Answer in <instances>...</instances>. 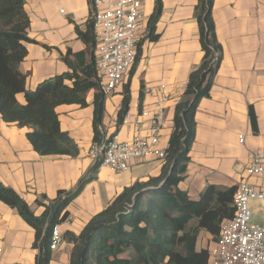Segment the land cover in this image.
I'll use <instances>...</instances> for the list:
<instances>
[{
	"label": "crops",
	"instance_id": "obj_1",
	"mask_svg": "<svg viewBox=\"0 0 264 264\" xmlns=\"http://www.w3.org/2000/svg\"><path fill=\"white\" fill-rule=\"evenodd\" d=\"M141 1L138 60L127 82L106 96L101 130L108 135L119 133L125 141H132L138 134L150 136L154 122L142 114L154 113L161 98L159 88L166 85L171 98L166 103L167 124L160 140V147L166 150L174 130L176 106L191 72L204 56L195 18L198 0H162V14L155 22V41L149 38V23L156 0ZM25 11L30 19L31 41L25 43L28 54L20 71L26 75V89L34 91L45 80L73 73L66 58L82 76L92 63L93 52L87 49L76 28L83 32L88 28L89 1L26 0ZM213 18L223 49L222 61L210 97L199 103L195 141L185 179L179 185L193 201H198L210 185L238 187L246 182L264 190V177L246 174L251 153L264 152V0H214ZM94 57L97 62V39ZM66 84L73 87L74 79ZM127 93V123L119 126L118 115ZM94 97L95 91L91 90L86 107L56 108L61 131L78 146L76 157L42 156L29 141L32 129L7 123L0 114V182L15 190L37 217L45 212L44 205L37 204L42 196L47 197L43 200L47 205L58 197L59 191H75L85 177L92 176L66 209L68 220L60 224L63 240L58 250L52 251L51 264H69L73 249L70 236H79L89 221L125 188L158 177L166 164L157 159L138 161L130 170L116 173L95 162L89 154L94 143ZM17 99L20 104L26 103L24 94ZM240 135L245 136L243 144L239 142ZM95 165L97 170L91 173ZM35 236V230L17 210L0 201V264H36ZM200 239L202 247L198 245ZM215 242L210 233L202 231L197 249L210 250Z\"/></svg>",
	"mask_w": 264,
	"mask_h": 264
},
{
	"label": "trees",
	"instance_id": "obj_2",
	"mask_svg": "<svg viewBox=\"0 0 264 264\" xmlns=\"http://www.w3.org/2000/svg\"><path fill=\"white\" fill-rule=\"evenodd\" d=\"M25 1L0 0V114L7 123L31 128L29 141L42 156L76 157L78 146L61 131L56 108L60 105L86 107L87 94L94 90V143L101 139L106 96L96 78L95 0H88L91 18L87 30L83 32L76 28L87 49L93 52L92 63L81 76L73 62L66 58L73 73L45 80L34 91L26 89V75L20 71V65L28 54L25 43L31 41ZM213 7L214 0H198L195 8L204 56L201 64L191 72L184 95L176 106L174 130L161 174L125 188L89 221L79 236H70L73 249L69 264H210L209 250L197 249L199 235L206 231L213 236V241L218 239L222 223L235 215L237 187L210 185L198 201H193L179 185L185 179L195 141L199 103L210 97L223 56ZM162 10V0H156L155 13L149 23V38L153 41L158 39L155 22ZM73 79V87L68 86L66 81ZM19 94L25 96L24 105L17 99ZM129 103L127 93L118 115L119 126L128 113ZM251 118L256 125L253 113ZM96 165L91 173L96 172ZM91 178L85 177L75 191H59L58 197L47 205L43 202L47 197L42 196L37 201L38 205L45 207L40 217L15 190L0 182V201L16 209L35 230L36 264H51L52 230L68 218L66 209Z\"/></svg>",
	"mask_w": 264,
	"mask_h": 264
},
{
	"label": "built area",
	"instance_id": "obj_3",
	"mask_svg": "<svg viewBox=\"0 0 264 264\" xmlns=\"http://www.w3.org/2000/svg\"><path fill=\"white\" fill-rule=\"evenodd\" d=\"M93 18L98 47L96 77L108 96L127 82L137 62L143 3L141 0H95ZM159 90L161 98L154 113L145 111L142 114L152 118V134L148 137L138 134L132 141H125L119 133L108 135L102 130L101 139L93 143L89 151L95 162L121 173L130 170L138 161H165L166 150L160 147V140L167 124L166 103L171 95L166 85H161ZM123 123L126 124L127 119ZM239 142H245L244 135L239 136ZM246 174L264 177V152L251 153ZM252 201L261 204L260 222L254 221L258 212L250 208ZM234 207V217L222 223L219 237L209 250L210 264H264V190L241 182L234 195ZM62 240L60 224H57L52 230L50 250H58Z\"/></svg>",
	"mask_w": 264,
	"mask_h": 264
},
{
	"label": "rangeland",
	"instance_id": "obj_4",
	"mask_svg": "<svg viewBox=\"0 0 264 264\" xmlns=\"http://www.w3.org/2000/svg\"><path fill=\"white\" fill-rule=\"evenodd\" d=\"M250 208L257 211L258 212V215L257 216H254V221L255 222H260V216H261V213H260V210H261V204L257 201H252L250 202ZM199 247H202V240L200 239L199 241Z\"/></svg>",
	"mask_w": 264,
	"mask_h": 264
}]
</instances>
